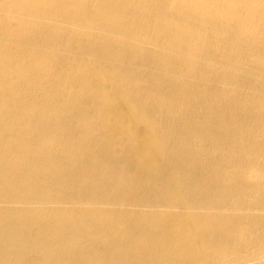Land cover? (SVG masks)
I'll return each mask as SVG.
<instances>
[{
	"label": "bare ground",
	"instance_id": "bare-ground-1",
	"mask_svg": "<svg viewBox=\"0 0 264 264\" xmlns=\"http://www.w3.org/2000/svg\"><path fill=\"white\" fill-rule=\"evenodd\" d=\"M0 264H264V0H0Z\"/></svg>",
	"mask_w": 264,
	"mask_h": 264
}]
</instances>
